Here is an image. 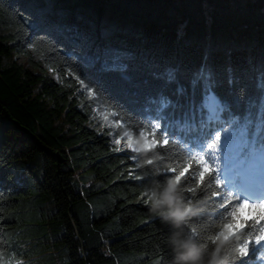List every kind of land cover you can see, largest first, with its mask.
Segmentation results:
<instances>
[{
  "label": "trees",
  "instance_id": "trees-1",
  "mask_svg": "<svg viewBox=\"0 0 264 264\" xmlns=\"http://www.w3.org/2000/svg\"><path fill=\"white\" fill-rule=\"evenodd\" d=\"M105 48L124 53L131 83L100 71L96 56ZM13 52L29 62L37 56L57 80L23 68ZM205 56L222 80L236 81V110L257 120L264 113V0H0V255L11 240L25 261L44 254L38 264H173L175 227L153 204L159 189L175 183L166 170L187 153L180 144L117 152L106 132L87 126L91 101L79 80L116 113L119 131L142 143L150 138L139 126L155 115L159 93L182 105L175 118L188 110L174 94L177 84L154 72L171 67L187 87ZM217 91L233 99L226 82ZM175 187L180 206L193 209L185 237L206 243L211 198ZM233 255L222 246L221 264H236Z\"/></svg>",
  "mask_w": 264,
  "mask_h": 264
},
{
  "label": "snow or ice",
  "instance_id": "snow-or-ice-1",
  "mask_svg": "<svg viewBox=\"0 0 264 264\" xmlns=\"http://www.w3.org/2000/svg\"><path fill=\"white\" fill-rule=\"evenodd\" d=\"M96 60L100 62L101 72L131 83L125 55L119 49L105 48ZM225 73H230V69L226 68ZM153 76L165 85L177 84L174 94L187 99L188 110L175 118L174 110L182 105L159 93L152 101L156 105L155 115L147 124L139 126L145 129L140 135L147 134L150 138L146 151L159 146L167 152L180 144L187 153L166 171L175 174L174 184L181 186L180 191L186 190L193 196L206 194L211 198L215 208L213 234L207 236L206 243L200 244L205 249L210 246L217 250L222 246L232 248L236 264H253V258L264 264V113L254 120L246 109L237 111L235 105H242V101L236 81L230 74L222 80L208 63L207 56L191 71L187 87L179 83L177 72L171 67L158 69ZM225 82L229 86L228 95L233 97L231 101L217 91ZM79 83L90 95L97 94L83 80ZM114 142L120 144V139ZM128 147L132 145L129 143ZM132 151L139 149L132 148ZM186 184L193 187L185 189ZM245 209L251 210L250 219H245ZM0 264L5 262L0 261ZM6 264L22 262L13 258Z\"/></svg>",
  "mask_w": 264,
  "mask_h": 264
},
{
  "label": "rangeland",
  "instance_id": "rangeland-1",
  "mask_svg": "<svg viewBox=\"0 0 264 264\" xmlns=\"http://www.w3.org/2000/svg\"><path fill=\"white\" fill-rule=\"evenodd\" d=\"M48 3L51 2V0H47ZM13 58L15 59V61L20 64L23 68L28 69L32 72H34L35 74H42V73H46L49 78H51L52 80L56 81L57 78L56 76L51 72L50 69H48L45 65L40 64V60L37 56L33 55V62H29V60L24 57L23 55L17 53V52H13L12 53ZM34 63H39L40 64V69L39 68H35L34 67ZM3 64H5V61H3ZM81 90L83 91V94L85 96V98L89 101H91L90 103V110H91V114L89 116V120L87 122V126L89 128H92L96 131H98L99 133L102 132H106L108 138L110 139L111 143L113 144V146L115 147V150L117 152H130V153H136L132 151V148H136V149H146L147 145L150 143L149 140L146 139L145 136H142L141 140L142 143H139V141H137V139L133 138L129 133L128 136H125V131H119V128H123V125L119 122H117L113 115L107 111L104 107L100 106L97 102H94V96L90 95L86 90H84L81 87ZM111 133V135L109 134ZM129 137H131V139L129 140ZM116 139H120V144H116L114 141ZM131 144L132 147H128V144ZM120 149V150H118ZM251 210L245 209L244 210V217L245 219H250L249 216V212ZM11 240H8V244H9V249L0 255V261L6 262L8 260H11L14 258V261H20L22 262V264H38L39 261L41 260L42 257H44V254H39L38 256H34L30 259H28L27 261L23 260L21 256H19L20 250L17 249L15 247V244L11 243ZM22 259V260H21Z\"/></svg>",
  "mask_w": 264,
  "mask_h": 264
},
{
  "label": "clouds",
  "instance_id": "clouds-1",
  "mask_svg": "<svg viewBox=\"0 0 264 264\" xmlns=\"http://www.w3.org/2000/svg\"><path fill=\"white\" fill-rule=\"evenodd\" d=\"M158 197L154 199L153 210L160 211L162 218L171 221L175 227L170 240L175 253L173 264H221V249L207 251L201 244L185 237L183 223L193 209L180 206L173 181L158 190Z\"/></svg>",
  "mask_w": 264,
  "mask_h": 264
}]
</instances>
